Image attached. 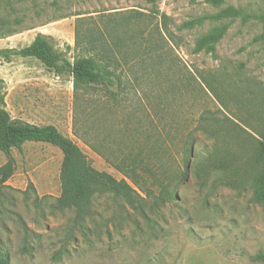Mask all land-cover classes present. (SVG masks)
Wrapping results in <instances>:
<instances>
[{
  "label": "rangeland",
  "instance_id": "rangeland-1",
  "mask_svg": "<svg viewBox=\"0 0 264 264\" xmlns=\"http://www.w3.org/2000/svg\"><path fill=\"white\" fill-rule=\"evenodd\" d=\"M262 15L264 0H0L10 115L54 124L117 180L131 181L120 162L146 186L177 187L158 205L147 197L146 215L95 193L92 214L77 223L57 202L64 152L26 141L12 149L15 171L0 184V245L10 264H264L253 258L264 251ZM38 34L71 62L93 53L113 83L77 96L71 74L5 55ZM7 160L0 150V167ZM15 212L31 232L30 253L21 252Z\"/></svg>",
  "mask_w": 264,
  "mask_h": 264
},
{
  "label": "trees",
  "instance_id": "trees-1",
  "mask_svg": "<svg viewBox=\"0 0 264 264\" xmlns=\"http://www.w3.org/2000/svg\"><path fill=\"white\" fill-rule=\"evenodd\" d=\"M155 4L156 0H148ZM217 3L218 0H210ZM231 11L239 13V10L231 8ZM208 17H217L208 16ZM264 20V15L261 16ZM199 21H202L199 19ZM218 34L206 35L200 38L198 48H204L210 41H215ZM214 49V44L207 46ZM7 56L20 55L23 57H35L46 67L53 69L57 74L69 73L73 77L75 94L89 93L98 90L101 85L112 84V72L109 67L96 58L93 53L80 55L71 62L62 51L57 50L43 34H38L28 46L19 50L5 51ZM44 141L51 143L64 152V160L61 168L63 193L58 197V207L61 209H73L75 211V222L80 223L92 214L93 195L112 194L113 197L122 199L128 203L136 212L146 215L144 202L147 197H153L155 205L160 201L175 199L176 188H170L169 184L161 183L160 189L146 186L140 175L129 166H122L120 162L114 165L122 171L131 181L126 179L117 180L107 173L96 170L90 163L86 154L68 136L64 135L54 124H36L24 120L14 119L5 107V94L3 92V79L0 78V150L8 157L7 162L0 167V184L4 185L15 171V161L11 156L13 148H20L26 141ZM92 147L96 150L94 144ZM99 151V149H97ZM106 159L112 161L111 156ZM114 162V161H112ZM185 175V174H184ZM183 175V176H184ZM185 180V178H182ZM7 186V185H6ZM28 186L33 187L32 181ZM158 190V191H157ZM26 194L27 189L22 191ZM145 195V196H144ZM38 197V196H37ZM2 208L0 207V210ZM16 220L20 223L23 232L22 253L31 252V232L21 215L15 212ZM65 246L57 250L60 255ZM254 259L264 262V251L259 252ZM10 252L5 246L0 245V264H10Z\"/></svg>",
  "mask_w": 264,
  "mask_h": 264
}]
</instances>
